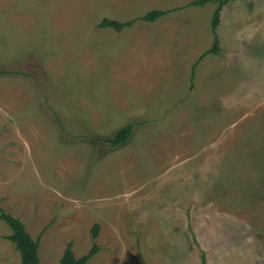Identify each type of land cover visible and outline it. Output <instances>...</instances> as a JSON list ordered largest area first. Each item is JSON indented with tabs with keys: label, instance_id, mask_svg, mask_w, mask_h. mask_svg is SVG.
<instances>
[{
	"label": "rangeland",
	"instance_id": "1",
	"mask_svg": "<svg viewBox=\"0 0 264 264\" xmlns=\"http://www.w3.org/2000/svg\"><path fill=\"white\" fill-rule=\"evenodd\" d=\"M191 1L0 0V209L42 264L68 243L99 247L87 264H264V0L223 6L221 55L192 82L218 4ZM126 125L122 148L95 142ZM10 233L0 220V264H20Z\"/></svg>",
	"mask_w": 264,
	"mask_h": 264
},
{
	"label": "trees",
	"instance_id": "2",
	"mask_svg": "<svg viewBox=\"0 0 264 264\" xmlns=\"http://www.w3.org/2000/svg\"><path fill=\"white\" fill-rule=\"evenodd\" d=\"M232 0H193L188 4L192 7H201L205 3H217L218 7L214 10L211 18V32L214 35L212 48L201 56L205 57L208 54H218L219 53V42L216 36V30L220 22V12L222 7ZM168 11H152L145 15L142 18L135 19L130 22L120 23L112 20H103L98 26L100 28H110L117 32H120L122 29L132 26V24L138 20L145 22H154L166 15ZM200 58V60H201ZM195 68V67H194ZM193 68V72H194ZM3 74V72H0ZM193 76V74H192ZM133 133V125H126L115 133L112 138L109 139H96V143H102L104 147L113 150L122 148L125 146L131 139ZM0 220L3 221L10 229V234L6 237L10 241L15 250L20 256V264H42L38 257V248H39V239L32 238L31 235L26 231L23 223L18 219L14 218L10 214L4 213L0 209ZM99 226L97 224L93 225L91 229V235L93 239L97 238ZM99 251V247L94 243L90 250L83 256L76 258L72 251V244L68 243L65 247L63 255L56 264H87V262ZM202 264H206L204 257L201 258Z\"/></svg>",
	"mask_w": 264,
	"mask_h": 264
},
{
	"label": "crops",
	"instance_id": "3",
	"mask_svg": "<svg viewBox=\"0 0 264 264\" xmlns=\"http://www.w3.org/2000/svg\"><path fill=\"white\" fill-rule=\"evenodd\" d=\"M192 2V1H191ZM223 8V7H222ZM177 10H178V8H174V9H171V10H152V11H168V13L166 14V15H164V16H162L161 18H159L158 20H162V19H164V18H166L167 16H170L171 14H173L172 12H177ZM222 10V9H221ZM151 11V12H152ZM240 11H241V9H240ZM147 14V13H146ZM145 14V15H146ZM144 15V16H145ZM144 16H142V17H144ZM142 17H138V18H133V19H130V20H127V21H124V22H130V21H133V20H135V19H139V18H142ZM103 20H112V19H103ZM102 20V21H103ZM158 20H156V21H158ZM101 21V22H102ZM112 21H116V20H112ZM139 21H141V20H138V21H136V22H139ZM224 19L222 18V21H221V24H220V22H219V24H220V28H222V29H224ZM100 22V23H101ZM118 22V21H117ZM124 22H120V23H124ZM136 22H134L133 24H132V26L136 23ZM141 22H145V21H141ZM155 22V21H154ZM100 23H98V24H100ZM146 23H153V22H146ZM132 26H130V27H132ZM130 27H127V28H130ZM218 28H219V25H218ZM218 28H217V30H216V36H217V31H218ZM125 29V28H124ZM113 30V29H112ZM123 30V29H122ZM121 30V31H122ZM115 31V30H114ZM120 31V32H121ZM117 32V31H116ZM245 33L247 34V32L245 31ZM211 34H212V32H211ZM251 36V35H250ZM212 37H213V39H214V35L212 34ZM217 40H218V42H219V53L218 54H210V55H213V56H216V57H218V56H220L221 55V51H222V48H221V46H220V41H219V39H218V37H217ZM212 45H213V40H212ZM212 45H211V48H212ZM211 48H209L208 50H210ZM208 50H206V51H208ZM205 51V52H206ZM204 52V53H205ZM203 55V53L199 56V58L197 59V61L193 64V66H192V68H191V74H190V80H191V82H192V80H193V78H194V72H193V68L195 67L196 68V66H197V64H198V62L200 61V58H201V56ZM209 55V54H208ZM202 59V58H201ZM195 68H194V71H195ZM192 74H193V76H192ZM260 87L258 88V89H254V91L251 93V96H254L256 93H258L260 90H261V88L264 86V81H262L261 83H260V85H259ZM247 97H250V95H248ZM261 97V96H260ZM238 97H236V99H237ZM263 98H264V96H263ZM229 99L230 100H235V98L234 97H231V96H229ZM120 104V103H119ZM81 120V119H80ZM82 121V120H81ZM83 123H84V121H82ZM73 130H74V128H73ZM82 135V134H81ZM87 136H89V135H87ZM160 193L157 195V197H156V199L158 200V204H157V206L156 207H166L167 208V213H168V210H169V207H170V205H174L175 203L174 202H176V203H179L180 204V202H177V201H179L178 199H176L175 197H174V201H172L171 199H170V195L169 194H167V192L165 191V190H160L159 191ZM131 197V201H129L130 203H131V209H133V212L135 211V208H137L138 206H140V205H143L142 204V200L143 201H147L146 200V197H142V196H140L139 194H138V191H135V192H133L132 193V196H130ZM167 199H169L170 201H171V203L167 200ZM153 200V199H152ZM149 202H150V200H149ZM138 203V204H137ZM167 203H169V205H167ZM111 208H113V209H115L116 208V206L114 205L113 207H111ZM145 218V217H144ZM105 221L104 220H101V223L100 224H98V226H99V229H101V228H104V227H108L107 225H105V224H103ZM112 227H114L113 225H112ZM205 256V255H204ZM202 258V257H201ZM206 258L207 257H205V260H206ZM200 264H202V262H201V259H200Z\"/></svg>",
	"mask_w": 264,
	"mask_h": 264
}]
</instances>
